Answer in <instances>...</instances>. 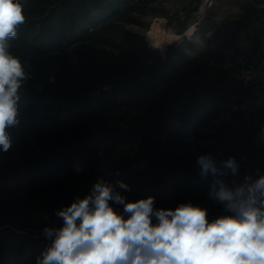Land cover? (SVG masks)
I'll use <instances>...</instances> for the list:
<instances>
[{
    "label": "rangeland",
    "instance_id": "1",
    "mask_svg": "<svg viewBox=\"0 0 264 264\" xmlns=\"http://www.w3.org/2000/svg\"><path fill=\"white\" fill-rule=\"evenodd\" d=\"M100 2L103 9L108 0ZM130 29L142 59L127 76L105 80L78 99L45 100L37 120L94 118L87 170L123 181L136 196L171 182L175 132L195 135L197 157L211 154L217 162L221 172L207 174L216 192V180L234 188L246 175L255 179L257 169L264 174V118L241 108L244 92L234 79L239 53L257 45L254 32L264 34V0H156L143 25ZM208 46L221 59L184 75ZM229 157L239 166L236 176L220 165ZM55 212L0 214V264H36L51 244L43 229L62 225Z\"/></svg>",
    "mask_w": 264,
    "mask_h": 264
},
{
    "label": "trees",
    "instance_id": "2",
    "mask_svg": "<svg viewBox=\"0 0 264 264\" xmlns=\"http://www.w3.org/2000/svg\"><path fill=\"white\" fill-rule=\"evenodd\" d=\"M155 1L108 0L102 9L100 0H19L25 21L6 43L27 78L19 90V124L8 129L11 148L0 151V214L61 209L78 195L88 194L100 179L87 170L95 148L88 140L94 118L84 115L47 122L37 117L45 100L78 99L105 80L127 76L142 59L130 26H142ZM217 59H221L217 49L208 46L183 74H197ZM171 136L175 166L171 182L158 186L151 195L155 206L174 209L191 202L207 208L210 220L229 214L212 189L210 177L200 175L191 147L196 136L185 132ZM103 180L116 184L109 178ZM118 190L129 201L148 197Z\"/></svg>",
    "mask_w": 264,
    "mask_h": 264
},
{
    "label": "clouds",
    "instance_id": "3",
    "mask_svg": "<svg viewBox=\"0 0 264 264\" xmlns=\"http://www.w3.org/2000/svg\"><path fill=\"white\" fill-rule=\"evenodd\" d=\"M25 16L19 0H0V151L11 148L10 127L19 124L18 102L27 74L8 51ZM200 175L221 172L211 154L197 158ZM238 173L234 157L220 162ZM216 193L226 215L209 219L208 209L182 202L157 208L148 196L127 200L123 181L98 179L83 198L56 210L60 227H45L51 240L36 264H264V174L256 170L229 188L220 180ZM122 206V211L120 207Z\"/></svg>",
    "mask_w": 264,
    "mask_h": 264
},
{
    "label": "built area",
    "instance_id": "4",
    "mask_svg": "<svg viewBox=\"0 0 264 264\" xmlns=\"http://www.w3.org/2000/svg\"><path fill=\"white\" fill-rule=\"evenodd\" d=\"M234 79L244 92L241 108L264 118V49L254 57L239 56Z\"/></svg>",
    "mask_w": 264,
    "mask_h": 264
},
{
    "label": "crops",
    "instance_id": "5",
    "mask_svg": "<svg viewBox=\"0 0 264 264\" xmlns=\"http://www.w3.org/2000/svg\"><path fill=\"white\" fill-rule=\"evenodd\" d=\"M253 33V32H252ZM258 34H256L254 32L253 35H255V37H257L256 42L257 45H252L250 50H243L242 52H240V56H244V57H254L257 54H259L263 49H264V34L262 31H258ZM260 119V116H259Z\"/></svg>",
    "mask_w": 264,
    "mask_h": 264
},
{
    "label": "bare ground",
    "instance_id": "6",
    "mask_svg": "<svg viewBox=\"0 0 264 264\" xmlns=\"http://www.w3.org/2000/svg\"><path fill=\"white\" fill-rule=\"evenodd\" d=\"M190 32H192L191 28L188 30V32H187V33H190Z\"/></svg>",
    "mask_w": 264,
    "mask_h": 264
}]
</instances>
